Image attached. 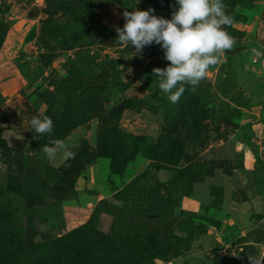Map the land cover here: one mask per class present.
<instances>
[{
	"label": "rangeland",
	"instance_id": "374dc122",
	"mask_svg": "<svg viewBox=\"0 0 264 264\" xmlns=\"http://www.w3.org/2000/svg\"><path fill=\"white\" fill-rule=\"evenodd\" d=\"M175 0H0V264H250L264 252V0H224L240 55L176 103L123 12ZM53 131H29L33 115ZM75 152L49 161L42 145Z\"/></svg>",
	"mask_w": 264,
	"mask_h": 264
},
{
	"label": "clouds",
	"instance_id": "9594fccd",
	"mask_svg": "<svg viewBox=\"0 0 264 264\" xmlns=\"http://www.w3.org/2000/svg\"><path fill=\"white\" fill-rule=\"evenodd\" d=\"M123 26H116L117 42L127 48L133 46V55L145 46L157 43L170 63L156 67L153 74L159 89L176 103L185 91V85H198L205 79L210 66L220 62L221 54L233 48L234 40L224 30L232 17L226 14L224 0H175L170 18L155 14L153 8L125 10ZM29 131L40 136L53 131L48 115H33L28 122ZM39 152L49 161L61 154L65 161L75 152L63 140L54 139L42 145ZM250 264H264V252L249 255Z\"/></svg>",
	"mask_w": 264,
	"mask_h": 264
},
{
	"label": "water",
	"instance_id": "95a60500",
	"mask_svg": "<svg viewBox=\"0 0 264 264\" xmlns=\"http://www.w3.org/2000/svg\"><path fill=\"white\" fill-rule=\"evenodd\" d=\"M252 44H256V43L249 41V42L234 44L232 49L226 50V52L224 53H226L229 56L240 55L243 51L251 48Z\"/></svg>",
	"mask_w": 264,
	"mask_h": 264
}]
</instances>
